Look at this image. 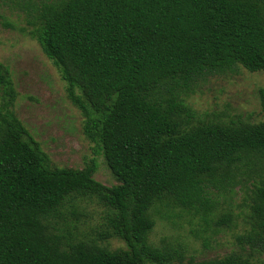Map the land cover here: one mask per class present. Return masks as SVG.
<instances>
[{"label": "trees", "instance_id": "16d2710c", "mask_svg": "<svg viewBox=\"0 0 264 264\" xmlns=\"http://www.w3.org/2000/svg\"><path fill=\"white\" fill-rule=\"evenodd\" d=\"M29 24L118 184L97 180L95 161L52 163L0 61V264H264V120L204 119L187 101L209 76L264 71V0H51ZM236 188L241 252L195 260L151 242L155 213L175 209L199 219L198 237L235 228L241 214L217 210ZM83 199L105 210L94 238L67 220ZM111 238L126 247L99 243Z\"/></svg>", "mask_w": 264, "mask_h": 264}, {"label": "rangeland", "instance_id": "374dc122", "mask_svg": "<svg viewBox=\"0 0 264 264\" xmlns=\"http://www.w3.org/2000/svg\"><path fill=\"white\" fill-rule=\"evenodd\" d=\"M48 1L51 0H0V61L9 67L18 92L14 109L55 166L83 168L95 161V178L109 186L118 184L103 154L85 135V117L68 97L67 82L40 43L28 33L35 7ZM262 90L264 71L251 72L241 67L238 72L201 80L187 101L204 119L232 120L240 116L250 122H259L264 120ZM220 200L218 213L231 209L241 214L235 228H222L217 232L211 225L201 233L204 237H198L197 231L203 228L199 219L175 209L166 218L155 213L151 242L155 245H161L163 240L182 243L187 257L195 260L241 252L236 235L247 226L244 191L236 188L226 200L223 197ZM77 209L78 216L67 212V220L76 226L80 237H96L104 221V207L96 200L83 199L78 202ZM99 243L110 249L126 247L118 238Z\"/></svg>", "mask_w": 264, "mask_h": 264}]
</instances>
